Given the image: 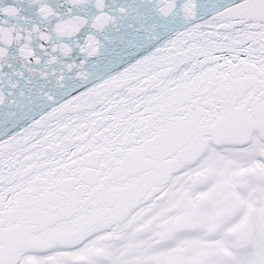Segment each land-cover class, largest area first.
Here are the masks:
<instances>
[{
  "label": "snow or ice",
  "instance_id": "obj_1",
  "mask_svg": "<svg viewBox=\"0 0 264 264\" xmlns=\"http://www.w3.org/2000/svg\"><path fill=\"white\" fill-rule=\"evenodd\" d=\"M0 264H264V0H0Z\"/></svg>",
  "mask_w": 264,
  "mask_h": 264
}]
</instances>
